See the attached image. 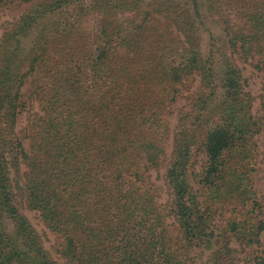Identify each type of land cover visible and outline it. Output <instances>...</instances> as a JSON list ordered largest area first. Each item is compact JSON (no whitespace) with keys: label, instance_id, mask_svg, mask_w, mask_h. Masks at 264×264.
Wrapping results in <instances>:
<instances>
[{"label":"trees","instance_id":"trees-1","mask_svg":"<svg viewBox=\"0 0 264 264\" xmlns=\"http://www.w3.org/2000/svg\"><path fill=\"white\" fill-rule=\"evenodd\" d=\"M22 5L0 23V264H191L218 209L228 238L204 264H234L231 238L245 264H264L253 185L264 99L253 115L233 57L264 73V0H206L220 32L205 52L198 0H0V11ZM170 143L162 201L152 171ZM22 206L55 233L51 248Z\"/></svg>","mask_w":264,"mask_h":264},{"label":"rangeland","instance_id":"rangeland-1","mask_svg":"<svg viewBox=\"0 0 264 264\" xmlns=\"http://www.w3.org/2000/svg\"><path fill=\"white\" fill-rule=\"evenodd\" d=\"M180 2L191 6L192 0H179ZM201 6V12L205 15L206 25H203L201 30V48L205 51L213 48L214 42H216L215 37L218 32H220V27L212 22L207 13L206 0H198ZM25 5H22L17 8H8L0 11V23L8 18L16 17L21 13L24 9ZM98 14L96 12H91L86 14L83 21L82 27L85 30H90L94 25L96 17ZM236 66L240 69L242 77L244 80V89L247 90L252 96V106L251 111L253 115L258 116L262 113V105L261 102L264 99V73L258 69H256L249 61H244L241 58L237 57V55L233 56ZM199 84L198 75L194 76L191 84V90H195ZM218 91V90H217ZM186 99L184 97L180 98L179 103L184 104ZM30 111V110H29ZM29 111H22L18 117L17 121V129L23 128L28 119L27 114ZM174 124V119L172 121V125ZM257 143H258V164L259 169L255 172L253 176V185L256 192V197L259 200L261 207L259 211V215L264 218V137L262 134H257ZM171 151V143L168 144V151L164 156L161 167L158 170H153V177L155 183L159 186L161 191V199L164 201L166 199V191L165 184L163 178V172L165 170V166L170 158ZM200 163V156H195L194 161V169H197ZM24 169V165L21 164V170ZM194 185V183H193ZM21 210L27 217V219L32 223V225L36 228L38 233H40L43 245L45 247H50L51 244L56 242L55 233L51 232L49 228L45 225L42 218L40 217L39 211L34 209H29L27 207L22 206ZM228 216V212H225L224 209H218L215 217L211 223V230L213 231V235L211 240L206 243H200L199 246L191 245L188 246V255L191 256L192 262L191 264H204L217 249H220L223 242L228 238L227 234H225V218ZM262 238L264 239V231L261 233ZM230 247V251L228 255L223 256V259H232L234 264H245L243 260V256L245 250L243 247L236 241L231 238L228 243ZM61 264H67L63 261V259L59 258Z\"/></svg>","mask_w":264,"mask_h":264}]
</instances>
